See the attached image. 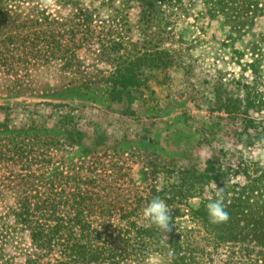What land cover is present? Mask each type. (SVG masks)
Segmentation results:
<instances>
[{
  "label": "trees",
  "instance_id": "16d2710c",
  "mask_svg": "<svg viewBox=\"0 0 264 264\" xmlns=\"http://www.w3.org/2000/svg\"><path fill=\"white\" fill-rule=\"evenodd\" d=\"M192 16L222 19L231 42L254 37L239 52L250 55L241 77L220 74L213 84L218 103L239 120L240 146L221 148L203 167L179 169L128 204L101 193L107 180L95 162H56L57 142L13 137L0 144V264H168L169 249L172 264H264V144L257 143L264 137V0H55L48 8L40 0H0V75L20 88L43 69L68 85L107 84L113 94L149 87L171 69L193 72L195 39L183 27ZM71 118L60 122L74 146L85 133L70 127ZM11 122L0 120V130L15 129ZM20 127L46 125L35 119ZM217 186L230 214L223 224L210 223L206 210ZM155 196L172 209L166 242L141 217Z\"/></svg>",
  "mask_w": 264,
  "mask_h": 264
},
{
  "label": "rangeland",
  "instance_id": "374dc122",
  "mask_svg": "<svg viewBox=\"0 0 264 264\" xmlns=\"http://www.w3.org/2000/svg\"><path fill=\"white\" fill-rule=\"evenodd\" d=\"M183 27L186 37L195 39L190 50L196 60L193 72L171 69L170 77L149 87L113 94L107 84L68 85V79L56 71L43 69L27 76L28 83L20 88L0 75V120L8 117L16 127L0 130V144L25 135L33 142H57L54 161L95 162L107 180L103 185L108 187L101 193L127 199L128 204L135 195L161 188L179 169L203 167L221 148L240 146L235 135L239 120L234 121L218 103L213 84L220 74L230 82L241 77L240 63L250 55L240 58L239 52H245L254 37L245 35L231 42L222 19L196 21L192 16ZM67 115L73 118L70 127L85 133L74 146L60 122ZM35 119L46 128L39 132L21 129L22 123ZM93 149L98 151L95 155L90 153ZM3 174L0 168V179ZM150 258L157 261L155 255Z\"/></svg>",
  "mask_w": 264,
  "mask_h": 264
},
{
  "label": "clouds",
  "instance_id": "9594fccd",
  "mask_svg": "<svg viewBox=\"0 0 264 264\" xmlns=\"http://www.w3.org/2000/svg\"><path fill=\"white\" fill-rule=\"evenodd\" d=\"M41 7L48 8L55 4V0H40ZM257 143L264 144V137L257 140ZM206 210L209 222L212 224L227 223L230 219V214L227 211L225 203V189L224 187L216 188L215 198L206 204ZM142 220L147 227H155L159 230V234L163 241L168 240V234L172 232L175 227L172 217V209L166 201L159 196L151 199L146 206L141 210ZM168 264H172L175 258V251L169 249L166 253Z\"/></svg>",
  "mask_w": 264,
  "mask_h": 264
}]
</instances>
